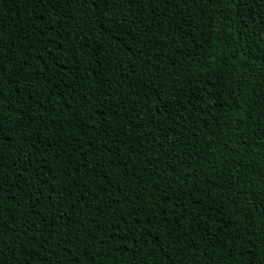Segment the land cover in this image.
I'll use <instances>...</instances> for the list:
<instances>
[{
    "label": "trees",
    "instance_id": "trees-1",
    "mask_svg": "<svg viewBox=\"0 0 264 264\" xmlns=\"http://www.w3.org/2000/svg\"><path fill=\"white\" fill-rule=\"evenodd\" d=\"M0 264H264V0H0Z\"/></svg>",
    "mask_w": 264,
    "mask_h": 264
}]
</instances>
